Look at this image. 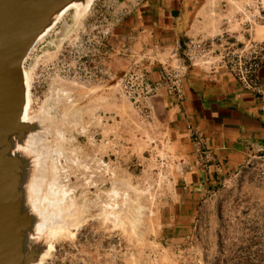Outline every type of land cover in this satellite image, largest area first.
<instances>
[{
	"label": "rangeland",
	"instance_id": "1",
	"mask_svg": "<svg viewBox=\"0 0 264 264\" xmlns=\"http://www.w3.org/2000/svg\"><path fill=\"white\" fill-rule=\"evenodd\" d=\"M150 1L74 8L25 61L45 155L36 206L69 228L43 264H264V157L183 216L174 145L108 73L113 26Z\"/></svg>",
	"mask_w": 264,
	"mask_h": 264
},
{
	"label": "crops",
	"instance_id": "2",
	"mask_svg": "<svg viewBox=\"0 0 264 264\" xmlns=\"http://www.w3.org/2000/svg\"><path fill=\"white\" fill-rule=\"evenodd\" d=\"M251 1L257 0H151L112 28L108 73L118 87L138 73L156 88L139 108L124 97L174 145L181 169L178 206L185 217L228 176L264 157V63L257 95L225 68L191 65L185 57L189 40L210 42L215 62L264 41V27L248 31L237 19Z\"/></svg>",
	"mask_w": 264,
	"mask_h": 264
},
{
	"label": "water",
	"instance_id": "3",
	"mask_svg": "<svg viewBox=\"0 0 264 264\" xmlns=\"http://www.w3.org/2000/svg\"><path fill=\"white\" fill-rule=\"evenodd\" d=\"M81 1L0 0V143L6 137L23 140L26 138L23 134L30 131L31 125L22 123L18 117L22 104V70L36 35L57 9ZM3 144H0V165L11 164L6 171L5 183L9 185L8 179L12 176L9 171L18 170L12 166L16 160L10 155V149L2 155ZM3 190L0 182V192ZM13 208L7 204L5 208L0 197V264H35L46 248L33 245L23 249V256L22 252L18 257L13 254L15 235L25 226L23 220L14 217Z\"/></svg>",
	"mask_w": 264,
	"mask_h": 264
},
{
	"label": "bare ground",
	"instance_id": "4",
	"mask_svg": "<svg viewBox=\"0 0 264 264\" xmlns=\"http://www.w3.org/2000/svg\"><path fill=\"white\" fill-rule=\"evenodd\" d=\"M92 3L93 0H82L81 2L66 4L57 9L49 18L44 28L36 35L34 42L28 50V55L44 37L46 38L54 30L66 13L77 8L78 14H83L91 8ZM22 86V104L18 119L22 123L31 125L28 130H40L41 127L38 123L26 119L29 91L24 66L22 70ZM24 135H28V140L21 139L24 142L26 141L25 144L21 143V140L19 141L17 137L3 138L0 143H4L1 151L2 155H6V151L10 149V155L16 160L12 166L18 170L17 172L13 170L9 171L12 176L8 179L10 184L6 185V171L7 167L11 164L1 163L0 182H3L5 190L0 192V197L3 199L5 208L6 204L9 205V207H14L12 209L14 217L23 220L22 223H25V226L17 231L15 235L16 240L14 241L13 254L15 257H18L22 252L23 256V249L26 250L29 246L33 245L37 246L38 249L41 247L43 249L46 248L41 259L35 263L43 264L52 250L56 235L65 230L69 231V228H66V225L63 226L58 221L53 223L52 220L48 216L43 215L36 206L38 188L41 184L39 180L40 175L37 173L39 169H42V164L45 162V155L41 152L42 150L38 148V144L42 140L40 139L41 134L38 132L31 134L26 132L23 134V138H25ZM62 223H64V221H62Z\"/></svg>",
	"mask_w": 264,
	"mask_h": 264
},
{
	"label": "built area",
	"instance_id": "5",
	"mask_svg": "<svg viewBox=\"0 0 264 264\" xmlns=\"http://www.w3.org/2000/svg\"><path fill=\"white\" fill-rule=\"evenodd\" d=\"M237 19L248 31L258 26L264 27V0L245 2L238 10ZM185 52L189 64H202L211 69L225 68L243 89L261 95L258 72L264 63V41L249 42L239 52H227L220 62L212 61L210 42L189 40L185 45ZM121 90L139 108L141 101L152 96L156 88L143 74L131 73L121 83Z\"/></svg>",
	"mask_w": 264,
	"mask_h": 264
}]
</instances>
